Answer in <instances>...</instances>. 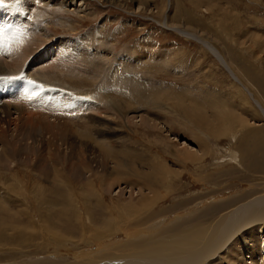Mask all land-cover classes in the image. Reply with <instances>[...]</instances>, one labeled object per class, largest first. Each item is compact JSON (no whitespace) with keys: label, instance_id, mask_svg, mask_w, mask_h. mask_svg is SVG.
I'll list each match as a JSON object with an SVG mask.
<instances>
[{"label":"rangeland","instance_id":"obj_1","mask_svg":"<svg viewBox=\"0 0 264 264\" xmlns=\"http://www.w3.org/2000/svg\"><path fill=\"white\" fill-rule=\"evenodd\" d=\"M148 1H31L38 3L31 25L41 36L33 46L43 45L35 49L38 59L25 63L28 73L44 67L49 85L71 89L75 98L69 109L50 114L19 101L24 110L1 122L11 141L25 140L0 164V264L139 261L155 247L153 258L164 260L165 248L188 247L209 231L214 236L216 220L264 198V112L256 103L264 107V0ZM69 47L75 52L66 65ZM76 49L85 53L83 67ZM37 114L53 120L55 135L39 137L45 141L29 154L24 147L35 141L23 137L25 121ZM144 114L158 127L127 119ZM60 132L69 149L63 137L58 143ZM80 147L83 173L74 165ZM257 226L264 235V223ZM227 246L213 264H248L249 251L236 257Z\"/></svg>","mask_w":264,"mask_h":264},{"label":"bare ground","instance_id":"obj_2","mask_svg":"<svg viewBox=\"0 0 264 264\" xmlns=\"http://www.w3.org/2000/svg\"><path fill=\"white\" fill-rule=\"evenodd\" d=\"M24 3L25 0H23ZM32 2H39L41 0H28V2L26 3V8H28L29 10L30 9H33V8H38L37 4L36 3H31ZM54 1V0H51V2ZM59 0H55V4L59 3V4H63V3H66L68 0H62V1H59ZM71 1H74V0H71ZM108 2H116L117 4L121 5L120 3V0H106ZM134 2H138L140 4L142 3H145L149 6V1L148 0H132ZM82 3V2H81ZM84 3V2H83ZM82 3V4H83ZM45 11H48V6L50 4V2L46 3L45 1ZM81 4V5H82ZM53 5V3H52ZM49 6V7H50ZM208 9L210 10L211 8L208 7ZM35 12V10H34ZM33 14V12H32ZM33 19L32 18V15L29 17V25L30 27H28V33H30V36L28 37L27 39V43L24 42V39H22V44H19V41L18 38L16 37V39L13 41V45H12V48L11 49H7L8 52L6 55L4 54H0V74L1 73H9V74H12V73H17V71H19L22 66L27 62H29L28 60H31V58L33 56H37L38 57V52H36V48L37 47H40V45H43V42H41L40 45L37 44L36 47L33 46V44H36L37 41H39L38 37L40 38L41 36L39 35H36L35 32L36 30L34 31L33 27H32V21L31 20ZM36 19L39 20L40 19V16H39V12H37V16H36ZM166 20V18H165ZM164 22V21H163ZM34 24V23H33ZM166 25H169V21L168 19L165 21ZM35 25V24H34ZM38 25V24H36ZM176 25V24H175ZM179 25V24H178ZM39 26V25H38ZM180 26V25H179ZM179 26H176L177 29L181 32H184L187 33L186 35L190 37V35H194L195 37L196 34L193 33V32H189L186 28L185 25H181L180 27ZM175 27V26H174ZM41 28V27H40ZM171 28V27H170ZM37 29V28H35ZM176 29V28H175ZM17 35V34H16ZM201 38V37H200ZM199 38V39H200ZM201 40V39H200ZM41 41V40H40ZM204 42V41H203ZM206 44V42H205ZM207 46H209L210 48H212L214 51L216 50L217 53L219 54L220 56V59L223 63V61L226 62L225 58L222 57V55L219 53V51L214 48L213 46L209 45V44H206ZM66 48L68 46H65ZM1 50V49H0ZM38 50V49H37ZM6 52V51H5ZM76 52H77V55H76V59H78V62L76 63V65H78V67H83L84 63H83V53L82 51H78L76 49ZM89 55V54H87ZM35 56V57H36ZM36 57V60L38 59ZM5 59V60H4ZM74 59V58H72ZM34 61V60H33ZM88 61V60H87ZM66 65L67 62H64ZM227 63V62H226ZM29 64V63H28ZM49 64V63H47ZM64 64V65H65ZM91 62H89V66H90ZM228 64V63H227ZM46 65V64H45ZM52 66V65H50ZM35 67V64H32V61H31V64L29 66V69H34ZM46 67V66H45ZM62 67V66H60ZM48 68L50 69V67L48 66ZM38 69V68H35L34 71ZM45 68H40L38 70L35 71V75L37 76L38 79L44 81V84L45 85H49V84H52V83H49L47 82L48 79H51L52 80V77H51V72H48V73H43V70ZM65 69V68H64ZM62 69V70H64ZM52 70V69H50ZM59 70V69H58ZM61 70V71H62ZM60 71V70H59ZM60 71V72H61ZM230 71V69H229ZM232 71V70H231ZM233 72V71H232ZM63 73V72H62ZM127 74V73H126ZM234 74V73H233ZM118 77V76H117ZM117 79V78H116ZM240 81V80H239ZM49 86H52V85H49ZM132 87V86H131ZM247 89V88H246ZM52 90H54V87L52 86ZM251 92V91H249ZM94 95V94H93ZM99 95V94H97ZM101 97V96H100ZM142 97V96H141ZM12 98H14L15 100L12 102H10V104H13V103H16V106H11L9 105V103H6V101L2 102V104H0V164L2 163H5L8 161V158L10 159V155H12V153L14 154L15 153V148L17 149L18 147H21L23 146L24 144V140L25 138H21L19 140H16V141H11V139L9 138L10 137V133H8V130H7V125L6 127L3 126L1 127V122H3L4 120H10L13 118H11L10 116L13 115V111H18L19 113H21L23 110H24V104L23 106L22 105H19V101L20 100V96H12ZM99 98V97H98ZM52 99H55L52 97ZM85 99V98H84ZM104 99V98H103ZM56 100L55 99L54 101L53 100H50V102L52 104H55L56 103ZM86 100V99H85ZM152 100V99H151ZM154 100V99H153ZM9 101V100H7ZM18 101V102H17ZM155 101V100H154ZM27 102V101H26ZM150 102V100L148 101ZM157 102V101H156ZM72 102L69 103V105L71 104ZM77 103V102H76ZM256 103H258V105L262 108V111L264 112V107L259 103V101L257 100ZM21 104V103H20ZM73 104V103H72ZM126 104V103H125ZM50 105V104H49ZM71 106V105H70ZM76 106V105H74ZM77 106H82V102H80ZM154 106V105H152ZM64 107V106H63ZM92 107V106H91ZM95 107V106H94ZM34 107L32 106V108L30 109H33ZM77 108V107H76ZM51 109H53L51 107ZM56 109V108H55ZM69 109V107L67 108ZM96 109V107H95ZM99 108H97L98 110ZM102 109V108H101ZM36 111H39L40 109H35ZM57 110V109H56ZM96 111V110H95ZM59 112V110H58ZM47 114H50V112H46ZM60 113V112H59ZM102 113V112H101ZM120 113V112H118ZM130 113V112H129ZM29 114V113H28ZM58 114V113H57ZM17 115V114H16ZM22 115V114H21ZM45 115V114H44ZM145 115V116H144ZM142 117H140V120H137V116L135 115H129L127 116V119H132L134 120L135 122H140V123H147L149 126H151L152 128H157L158 127V122H156V120H152V119H149L147 117L146 114H144ZM29 116V115H28ZM38 116V114H37ZM43 115L35 118V119H27L25 121V127L27 128L28 132V136L25 135L23 137H31L37 144L36 147L35 146V142H34V146L33 148H29L31 147V145H29L28 147L25 146L24 148L26 149V151L30 154V152L32 153V151L34 150V148H36L37 150H39V145L41 143H43L45 141V139H47L48 136L51 137L50 134H53L55 135L53 131V128L50 127V124L49 122H53V120L51 118H49V116H47V120L44 118V120L46 121L44 123L43 120H41L43 117ZM59 116V115H58ZM124 117H126V114L124 115ZM11 118V119H10ZM41 118V119H40ZM136 118V119H135ZM17 119H20L19 117L16 118ZM87 119V118H86ZM102 119V118H101ZM69 120V119H68ZM13 121V120H12ZM11 121V122H12ZM64 121V120H63ZM67 121V120H66ZM65 121V122H66ZM74 121V120H73ZM85 121V120H84ZM90 121V120H89ZM98 121V120H97ZM104 121V120H103ZM17 122V121H16ZM19 122V121H18ZM63 122V123H65ZM75 122V121H74ZM82 123L83 120L81 121ZM109 121L105 122L103 124L104 127H107L108 126V123ZM6 123V121L4 122V124ZM10 123V122H9ZM22 123V122H21ZM72 123V122H71ZM12 124V123H10ZM9 124V125H10ZM15 125H18V124H15ZM62 126L65 127V124H60ZM20 126L22 127V124H20ZM25 127H23V130H25ZM82 127V126H81ZM88 128V127H86ZM103 128V127H102ZM16 129V128H15ZM107 129V128H106ZM40 132L38 135V137H36L35 139V133L33 131H37ZM68 130V129H67ZM17 132V129L15 130ZM66 131V130H65ZM74 131V130H73ZM22 132V131H21ZM20 132V133H21ZM25 133V132H24ZM62 132H60V134L57 135L56 139H58V143L60 142V139L61 137H63L61 140L64 141V143L62 142V144H64V148H68V146L70 145L69 142L65 139V135L66 133L64 134H61ZM77 135V134H76ZM41 137V138H45V139H41V140H38V138ZM105 137V136H104ZM173 137V136H172ZM16 138V136H15ZM107 138V137H106ZM109 138V137H108ZM113 140V139H111ZM49 141V140H47ZM52 141V140H51ZM50 141V143H48L49 145L52 144V142ZM106 141V140H105ZM29 142V141H28ZM57 142V141H56ZM55 142V143H56ZM107 142H108V139H107ZM112 142V141H110ZM33 143V142H32ZM31 143V144H32ZM26 144V143H25ZM57 144V143H56ZM104 144V143H103ZM27 145V144H26ZM42 145V144H41ZM101 143L98 144V146L100 147V150H103L105 149V147H103ZM111 145V144H110ZM113 145V144H112ZM253 145H256L253 143ZM84 146L87 147V144L84 143ZM111 147V146H109ZM253 149L255 148V146H252ZM52 148H54L55 150H60L59 147H56L53 146ZM81 150H80V157L78 158V163L75 164V167L79 166L78 169H75L77 171H82L83 173V168H84V162H85V153H84V149L83 147H80ZM69 149V148H68ZM73 149V148H72ZM114 149V148H113ZM35 150V151H37ZM52 151V150H51ZM64 152H67V150H64ZM106 154L105 155H111L113 158L115 157L116 158V161L115 162H118V157H116V152L114 153L111 149H107V151H105ZM113 152V154L111 153ZM16 155V154H15ZM56 155V154H55ZM74 155V154H73ZM13 156V155H12ZM48 156H51V155H48ZM100 156V155H99ZM15 157V156H14ZM109 157V156H108ZM51 158V157H49ZM53 158H56V157H53ZM147 158V157H146ZM15 159V158H14ZM30 159V158H29ZM145 159V157H144ZM11 160V159H10ZM31 160V159H30ZM121 160V159H119ZM146 161V160H144ZM99 162L101 164H104L103 162H107L106 161V156L104 157V155L102 157H99ZM143 163V162H142ZM72 164V163H71ZM146 164V163H145ZM120 165V164H119ZM118 165V166H119ZM149 165V164H148ZM6 166V165H5ZM57 166V165H56ZM151 167V166H150ZM149 167V168H150ZM72 168V167H71ZM158 168V166H157ZM57 170V169H56ZM72 170V169H71ZM125 173V172H124ZM140 173V172H139ZM115 174V173H114ZM128 177V176H127ZM8 182V181H7ZM6 182V183H7ZM55 182V181H54ZM5 185V183H3ZM60 184H57V186L59 187ZM131 186V185H130ZM132 188V187H131ZM70 189V188H69ZM110 190V189H109ZM52 194V193H51ZM62 195V194H61ZM14 201V200H13ZM227 216H223L221 218H219L218 220H216V223H213L212 227L210 229H213L214 231H216L215 234H213L214 236H211L209 233L210 231L208 232L207 235L204 236V238H196V239H192L191 241V244L190 246L188 247H183L185 245L181 244V245H177V246H180V247H177L175 248L174 246H171L170 248H165L163 251L160 252V257L163 258L164 260L162 259H158V258H153L157 253H159V251L157 250H154V249H157L156 247L155 248H152V249H149L147 250L146 252L144 253H141L145 259H139L136 260L135 258L133 259H122V260H117V261H114L113 262V259L109 256L107 258H104V259H101V261L99 262H95L93 264H213V261L215 259V256L218 255V251L220 249H222L224 246L226 245H229L226 247V250H230L231 252L234 251L236 252V257L237 256H240L242 257V255H244V251H249V255H247V257H249L250 260L247 261L248 264H264V254H262L260 251V246L261 245H264V235H262L263 231H261L263 228V226H257L259 224H263L264 223V198L263 197H257V198H254L252 199L251 201L247 202V203H244V205H241L239 207H237L236 209H234L233 213H232V216L230 219L227 220ZM226 221V222H225ZM224 222V224H222ZM226 224V225H225ZM262 228V229H261ZM245 231V233L243 235H240L241 233H243ZM262 232V233H261ZM247 235V236H246ZM240 237V239H238V241L234 242L232 245H230V243L236 239L237 237ZM243 237V239H241ZM184 240H187V239H184ZM183 247V248H182ZM154 250V251H153ZM220 252V251H219ZM226 253V252H225ZM228 254V253H227ZM226 254V255H227ZM220 255V254H219ZM222 255V254H221ZM228 256V255H227ZM231 256H233L231 254ZM235 257V258H236ZM237 261V260H235ZM215 263V262H214ZM241 263V262H240Z\"/></svg>","mask_w":264,"mask_h":264},{"label":"snow or ice","instance_id":"obj_3","mask_svg":"<svg viewBox=\"0 0 264 264\" xmlns=\"http://www.w3.org/2000/svg\"><path fill=\"white\" fill-rule=\"evenodd\" d=\"M5 4V0H0V6ZM11 26L0 28V49H11L13 41L16 39V33L9 35ZM30 84H34L35 81H29ZM42 87V86H41Z\"/></svg>","mask_w":264,"mask_h":264},{"label":"crops","instance_id":"obj_4","mask_svg":"<svg viewBox=\"0 0 264 264\" xmlns=\"http://www.w3.org/2000/svg\"><path fill=\"white\" fill-rule=\"evenodd\" d=\"M254 144H257V143H254Z\"/></svg>","mask_w":264,"mask_h":264}]
</instances>
